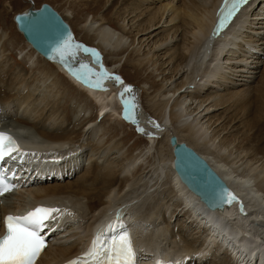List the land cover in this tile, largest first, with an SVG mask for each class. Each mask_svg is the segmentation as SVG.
<instances>
[{
    "label": "bare ground",
    "instance_id": "1",
    "mask_svg": "<svg viewBox=\"0 0 264 264\" xmlns=\"http://www.w3.org/2000/svg\"><path fill=\"white\" fill-rule=\"evenodd\" d=\"M46 1L55 7L71 25V14L74 13L71 5L63 13L51 0ZM68 1L80 6V8L84 7L87 12L90 11V14L93 13L91 20L88 19L90 14H86V20L82 22L83 24L81 23L83 26L78 28L84 32V37L92 43L88 45L78 40L75 35L76 29L71 25L74 31L71 37L75 43L82 47L73 49L74 55L69 54L65 60H61L55 55L51 60L46 59L34 46L27 42L18 28L22 34L21 37L18 36V39L22 38L21 40L26 42V47L20 48V52L24 53L22 59L28 61L32 74L27 72L25 74L21 69L12 77L11 69L6 68V63H4L6 59L9 60V52L4 45L6 39L3 40L8 35L6 32H0V131L9 133L18 142L20 141L23 147L30 148L32 150L30 153L41 155L44 158L64 160L68 170L76 164L79 167L83 166V162L77 159L78 155H81L79 146L81 148L90 146L92 155L93 153L99 155L91 158V162L86 167L76 171L75 179L72 181L54 180L39 183L32 182V180L35 181L34 171L31 172L29 168L33 165L31 170H35L37 164L43 161L37 158H30V160L27 157L23 158L27 162L22 166L16 165L15 167L18 169V173L20 171L23 173L22 178L18 179V181L21 180L18 190L0 197V232L4 231L2 218L7 213L17 212V210L27 207L31 208L37 202L58 205L62 209L67 208L73 211L75 216H81L86 220L85 225L82 224L83 226L80 227L76 222L75 233L72 235L69 233L67 238L72 242H65V240L51 243L36 263L58 264L70 257L75 259L81 257L83 252L80 249L94 240V233L101 232L113 219L123 217L130 224L134 243L139 250L138 253L147 257L144 261L145 264H150L157 251L171 253V249H175L179 245V240L176 238L179 233H173L170 219L180 222V216L183 217V221L180 222L181 227H192V232H201L200 235L203 236L201 244L189 235L179 237L184 245L182 244L181 247L182 252L176 249L175 252L182 255L183 261L187 260L188 264L193 261L196 264H205V260L210 259L209 257L212 255L216 259L219 252L217 253L215 249L221 248L222 245L231 246L233 250H237L234 256L230 253L231 264H252L254 261L257 264L259 256L263 260L261 264H264V248L255 243L257 237L264 239V161L257 158V161L252 162L251 159L245 157L246 155H242L243 151L239 150L241 147H237L236 150L229 149L230 144L221 147L216 152L214 148L219 139L220 131L215 130L213 134L209 133L218 119L212 122L213 117H210L207 121L211 120L212 123L209 124V121L205 125L204 117L198 118L199 116L190 115L183 119L182 122H185L181 129L177 126H170L171 114L169 115L170 120L167 117L169 104L172 101L175 104L182 97V88L190 84L186 87V97H201L203 92L207 90L209 95L203 99L205 102L215 92L216 101L214 105H223L230 101L229 109H232L238 118L239 115L243 117L240 124L248 129L264 127V68L260 81L253 87L254 92L248 88L247 90L243 88L241 92L232 90L237 86L232 77L237 76V73L240 77L243 75H241L242 71H246L242 62L245 64L250 62L247 57L252 56L253 44L261 41L264 43V35H261L262 31H260L264 24V0H252L245 7L238 23L233 27L235 29L227 31L224 36L219 38H212L211 32L216 23V11L221 0H122L120 9H117L118 15L123 18L122 23L114 21L115 16L106 17L105 14H98L101 9L109 10L114 7L118 0ZM259 1L260 4L258 5ZM29 4L26 10L36 7L33 1ZM70 10L71 14L69 13ZM76 15L79 16V10ZM127 17L128 20H126ZM172 22L174 24L171 28H164L168 32H166L163 40L165 41L170 37L171 30L173 31L172 38L175 35L181 36V44L177 45L178 48L169 57L176 61L173 72L176 71V75L180 73V77H185L183 83L175 89H167L163 85L160 86L161 83L152 80L153 83L150 88L154 87V89L151 92L148 89L138 87L140 88L138 90L137 87H132L135 96L138 93H141L142 96H148L155 92L152 97L154 103L150 104L154 111L152 115L154 119L150 114L145 115L138 108L135 110L134 118L139 119V123L132 122L136 128H143L145 133L162 136L164 145L168 147L170 160L168 163L162 162L155 156L154 152L153 154H146L142 150L124 157L126 158L125 163L117 168V164L113 163L116 159L113 157L109 160V156L112 157L111 154H114L112 153L113 148L115 150V146L107 145L112 139L108 138L105 141L103 138L105 135L101 136L98 124L91 118L96 110L94 109L93 114L89 117L85 116L84 112L85 109L89 108V105L82 106L81 102H78V106L69 108V103H63L61 98L65 97L67 92L62 90L60 79L68 83L69 87H79L81 94L89 97L92 104L100 106L98 116L101 115L104 109L107 110L110 104L112 105L109 100L112 92L106 95L100 92L107 88L112 79L103 80V87L97 88L91 93L88 89L90 84L85 82L83 78L84 75H91L88 69L97 72L107 69L106 71L110 74L117 73L118 68L114 69L111 64L105 63L101 55L103 53L107 56L123 55L128 51L129 54L125 59L124 66L129 64L136 73H142L143 70H147L152 58H148V54L141 57L142 48L137 49L135 45L137 43L141 46L150 45V50H152V45L155 44L151 45L149 42L157 36L153 35L152 32L160 26L154 27L161 23L169 24ZM129 23H131V27L136 26L135 31L128 30ZM256 28L260 30H256ZM128 34L132 36L130 40H128ZM138 35L140 36L138 37ZM146 35L147 38H145ZM158 41L155 40L154 42L153 40L154 43ZM175 43L177 42L175 41ZM241 44L245 45L247 50L242 47L241 51H238L241 54L234 57L233 53L237 52V47ZM163 46L165 45L163 44ZM167 47L169 51L172 48L169 45ZM85 48L93 49L95 52L85 51ZM258 49L260 50V48ZM101 61L105 63L106 68ZM82 65H86L88 68L82 67ZM234 68L238 72L231 74ZM78 72L81 75H77ZM52 75L54 77L51 79ZM119 75L123 80V84L119 85L120 91H122L123 87L129 85L131 81L124 78L121 73ZM151 75L152 73L148 77H153ZM226 79L224 88L229 91L221 95L214 88L217 86L216 83H221ZM133 84L137 86L135 83ZM211 87H213V93L209 91ZM117 92L118 90L115 92V96H119ZM178 92L180 94L176 96ZM119 98L121 99V97ZM91 103L90 105H92ZM185 105V98L175 104L172 115L177 121L184 116L181 108H184ZM61 108L63 109L61 110ZM75 109L77 112L73 114ZM254 109H256L257 115H253ZM109 111L103 114L102 118L112 119L110 116H113L114 113L111 109ZM116 116L114 115V119L119 118ZM157 119L161 120L160 129L163 126L166 127L164 129H167L162 130L163 133L157 128L155 129ZM119 122L125 126L124 122ZM119 122L111 124L112 128L108 131L111 136L121 129V126L117 124ZM91 131L93 134L89 138ZM86 133H88L87 138L89 139L84 142L85 139L82 141L80 138ZM172 135H176L179 142H184L193 147L208 160L215 171L227 182L229 190L235 194L237 199L231 204H227L225 210H207L200 197L182 182L174 168L175 157L170 142ZM119 144L121 143L119 142ZM116 147L121 151L122 146L116 145ZM153 157L156 159L155 161H153ZM20 159L21 157L17 156L15 160L20 161ZM73 159L75 162L71 164ZM52 162L50 160L49 164H53ZM169 182V191H163L161 186ZM153 195H160L155 205L151 209L149 207L143 210L144 205H146L145 202L150 200ZM167 215L170 217L167 218ZM225 217L228 218L227 221L224 219ZM62 219L63 217L59 218L60 226H64L60 222ZM198 227H202V229ZM73 228L71 227L69 230L65 228L64 231L59 230L60 236L67 237L65 233ZM209 236H211L210 240H208ZM171 243L173 246H170ZM211 243L215 245L211 247ZM246 245L247 249H244ZM224 252L229 253L228 250ZM240 256L244 259L242 263L237 261ZM216 263L218 264V262Z\"/></svg>",
    "mask_w": 264,
    "mask_h": 264
},
{
    "label": "rangeland",
    "instance_id": "2",
    "mask_svg": "<svg viewBox=\"0 0 264 264\" xmlns=\"http://www.w3.org/2000/svg\"><path fill=\"white\" fill-rule=\"evenodd\" d=\"M32 1L36 5V7H39L42 3H47L46 0H0V32H6L8 35V36L3 38V40L6 39V41L4 42V45L8 49L7 52H9V54H8L9 60L7 61V59H6V62H4V63H6L5 64L6 68L8 67L11 69V72H12L11 76L12 77H13V74H16L17 71H19L21 69H23V72L25 74H26V72L28 74H32L31 73L32 70L29 69L28 61L22 59L24 53L22 54L20 52V48H22L24 46L26 47V42H23V40H21L22 38L18 39V36L21 37L22 34L18 30V27L15 26V21H14L15 14L18 12L26 10L27 7H29V5H30L29 3L30 2L32 3ZM51 1L63 13L66 12V10L69 9V6L71 5L70 7L73 9V12H74L73 14H71L72 13L71 10L69 11V13L72 15L71 25H73L74 28L76 29L75 35H76L77 39L84 42L85 44H88V45H89V43H92L91 41H88L84 37V32L80 31L78 29V28H81V26H83V25H81V23L84 20H86L88 13L90 14V11L87 12L84 9V7L80 8V6L74 5L71 2H69L68 0H51ZM121 2H122V0H118V2H116L114 7H112L109 10L108 9L107 10L101 9V10H99L98 14H103V15L105 14L106 17L107 16L108 17H110V16L114 17L115 16L114 21H119L120 23H122L123 18H121V16H119L117 13V11L120 9ZM78 10H79V16L76 15ZM82 13H83V15H81ZM92 15H93V13L89 15V17H88L89 20H91ZM126 20H128V17L126 18ZM126 22H125V24H126ZM173 24H174L173 22L169 23V24L168 23H165V24L161 23L160 25L154 27V28H157L160 26L159 28H157L156 30H154L152 32V33H154L153 35H157L156 37H154L149 42L151 45L155 44V45H152V50H150V45L141 46V44H138V43L135 45L137 49L142 48L141 52H140L141 57L146 56V54H148L150 56L147 55V57L152 58V61H150V64H149V67L147 68V70H143L142 73H140V74L136 73L135 69L131 65L128 64V66H124L125 59L127 58L128 54H129L128 51L123 55L113 54V55L107 56L104 53L103 54L101 53L102 54L101 58H103L104 62L107 63L108 65L111 64L114 67V69L118 68L117 73L115 72L113 74L115 76L120 77L119 73H121L124 76V78L131 81V82H129V85L133 88L137 87L138 90L140 88L145 89V90L148 89V91L151 92V91H153L154 87L150 88V86H152V83H153L152 80H155V81L161 83L160 86L163 85L164 88H167V89L174 88L175 89V88H177V86L179 84L181 85L183 83V80H184L183 78H185V77L184 76L180 77V75H181L180 73L176 75V73H175L176 71L173 72V70L175 68V62L176 61L173 59H170L169 55L171 53H173L176 50V48H178L179 44H181V42H180L181 36L175 35V37L172 38L173 31L171 30V34L169 35L170 37H168L167 40H165V41L163 40L165 38L166 32H168L167 30L165 31V29L171 28L173 26ZM130 27H131V23H129V25H128V30L129 31H135L134 29L136 28V26H133L131 28ZM260 29L256 28V30L262 31L261 35H264V24L262 25V28H260ZM140 35H141V33H140ZM140 35H138V37ZM128 36H129V34H128ZM131 37L132 36L130 34L128 40H130ZM138 37H137V39H138ZM147 37L148 36L146 35L145 38H147ZM245 39H248V38H245ZM153 40H154V42H155V40H157V41L159 40V41L157 43H154ZM160 41H162V42H160ZM175 41L177 43H175ZM159 42H160V44H159ZM162 43L165 46H163ZM167 45L172 47L170 49V51H169V49L167 50V48H168ZM259 45H260V47H257ZM242 47L245 49V45L243 46V44H241V46L237 47V52L233 53L234 57L241 54L238 51H241ZM253 47L254 48L252 49V56H248V57L246 56L248 61L250 60V62L248 64L247 63L245 64L242 62V66L244 68H246V71H242L241 75L242 74L243 75L240 77L238 76L239 73L236 74L237 76L232 77V79L234 80V82H236V85H237L235 88L232 89L234 91L237 90V91L241 92L243 90V88L246 90L248 88V89H251L250 90L251 92H254L253 87L256 86L261 79L260 76H261V73H262L263 68H264V43H262V41L257 42L255 44H253ZM132 48H130V50H132ZM258 48H260V50ZM245 50H247V49H245ZM261 50H262V52H261ZM260 52H261V54H260ZM158 55H159V57L157 58ZM115 60H117V61L114 62ZM105 63H103L104 67H105ZM40 64H42V63L40 62ZM121 69H122V72H120ZM236 70L237 69L234 68L233 71H231V74L238 72ZM64 72L66 73V71H64ZM149 72L152 73L151 76H153V77H151V76H150L151 78L148 77V75L150 74ZM35 74H39V73H35ZM4 77L6 78V76H4ZM53 77H54V75H52L51 79ZM197 79H198V77H197ZM60 80H61L62 87H63L62 90L63 91L66 90V92H67V95L65 97L61 98V101H63V103H69L68 104L69 108H71L72 106H75V107L78 106L79 105L78 102H81L80 104L82 106L83 105L84 106L89 105V108H88L89 110L88 109L86 110L84 107L85 116H89V117L91 116V114H93L92 111L94 109L96 110L94 112V115H92L91 118H93V121L96 122V124H98L100 134H102L101 136L105 135V137L103 136V138H105V141H107L108 138L112 139L107 145L110 147L115 146V150L113 148L112 153H114V154H111L112 157L109 156V160H110V158L114 157V159H116V160L113 159L114 161L113 160L112 161H113V163L115 162L117 164V166H116L117 168L121 167V165L123 163H125L124 161L126 158H124V157L129 156L132 153H138L142 150H144V153H146V154H149V153L153 154V152H154L155 156L158 159H160L162 162L168 163V161L170 160V157H168L169 150H168V147L164 145L162 136H159V135L154 136V135L148 134V132L145 133V132L138 131L137 128L135 127V124L132 122V120H130V119H128L129 121L126 120L125 114H124V109H123L124 104H123L122 100L119 98L120 92H121L120 91L121 88L119 86L120 84H118L114 79H112V81L110 80L109 81L110 83L108 84L109 86L107 85V88L103 89L102 92H100L102 94L104 93L105 95L112 92V94L109 96V100L112 102V105L110 104L109 109H111V111L114 114H113V116L112 115L110 116L112 118L110 120L102 118V117H100V115L98 116V111L100 109V106L92 104L89 97H87L84 94H81L80 89H78L79 87H77V88L69 87L68 83H66L65 81H62V79H60ZM132 82L135 83L137 86H134V84ZM196 82H199V81H196ZM226 82H227V79L222 81L221 83L220 82L216 83L217 86H215L214 89H217V93L224 95L225 93H227V91H229V90H227V88H224ZM189 85L190 84H187V85H185L184 88H182V91H183V92H181L182 97H180L178 100V101H182V99H184V98L186 99V105L184 106V108H181V111L183 112V115H184L182 117V119L177 121V119L176 118L174 119V117L172 115L174 112V106L178 102L177 100H175V101H177L175 104L172 101L167 108V117L169 119V115L171 114L170 119H172V120L169 119L170 120L169 122L171 123L170 126H172V127L177 126L178 128L182 129L184 127L183 124L185 122V121L182 122L183 119L188 118L190 115H192L193 117L199 116L198 118L204 117L205 119L203 118V121L205 122V125H207L209 121H210L209 124H211L213 121L218 119V122L213 124V126L210 130V133H209V134H213L215 132V130L220 131L219 132V139L217 140V143L215 144V148H214V149H216L215 150L216 152L221 147H223L225 145L228 146L230 144L229 149L233 148V150H236L237 147H241L239 150L243 151L242 155H244V156L246 155L245 157L247 159H251L252 162L257 161V158L262 159L264 161V127L263 128L260 127L259 129H257V128L248 129L246 126H243V124H240L241 121L243 120V117L239 115V118H238L236 116L235 112L232 111V109H229L230 101L224 103L223 105H217V106L214 105V103L216 101L215 100L216 99L215 92L214 93L212 92L214 86L209 89V91L212 92L213 94L205 102H203V99H205L209 95V92H207V90H205V92H203L204 97L203 96L197 97V98L191 97V96H190L191 98L186 97V94H187L186 87ZM88 86H90V88L88 87V89H90L89 92H91V93L93 91L97 90V87L95 89L94 86H91V85H88ZM138 87H140V88H138ZM189 88L193 89L194 87L193 88L189 87ZM116 89L118 90L117 93H119V94H117V95H119V96L114 95L115 92L117 91ZM179 94H180L179 92L176 93V96ZM197 94H198V92H197ZM153 95H155V92H153L152 95H148V96H145V95L142 96L141 93H138V95H136L138 108L141 109L145 115L150 114L152 118H153L152 115L154 114V111H153V109H151L150 104L154 103V101L152 100ZM213 95H215V96H213ZM114 96H115L116 100H115ZM96 100H97V98H96ZM97 101H99V100H97ZM90 103L92 105H90ZM44 104H45V102H44ZM96 106H97V108H96ZM171 106H172V110H171ZM62 109L63 108H61V110ZM255 110L256 109L253 110V115L254 114L257 115ZM76 112L77 111L75 109L73 114ZM73 114H72V116H73ZM114 115H117L119 118L116 116L118 119H114ZM210 117H213V119H211L212 122H211V120L207 121V119ZM119 121L124 122L125 126H123V124L120 123ZM160 121H161L160 119L159 120L157 119L156 125H159ZM113 122H119L117 124L119 126H121V129H120L121 131L119 130L116 134H113V136H111L108 131L112 128L111 124ZM153 124L155 125V123H153ZM92 125H94V124H92ZM164 127L165 126L161 127V129H160V126H159V128L156 126L155 129L157 128V130H159L163 133L165 130H167V129H164ZM162 130H164V131H162ZM92 134L93 133L91 131V133H89V138L91 137ZM87 136H88V133H86V135H83L80 138V140L83 141L85 139L84 142H86V140L89 139V138H87ZM233 139L235 140L234 142H233ZM96 140H97V137H96ZM96 140H95V142H96ZM99 141L101 142V140H99ZM160 141H161V144H160ZM119 142L121 144H119ZM116 145H119V147L122 146L121 151L118 150ZM91 149L92 148H90V146H88L87 148H83V147L81 148L79 146V152L81 153V155L79 154L78 155L79 158L77 157V159H80L83 162V168L86 167V165H88L89 162H91V158H95L99 155V154H94V153L92 155ZM149 151H152V152H149ZM77 154H78V152H77ZM103 158H105V157H103ZM165 158H166V160H165ZM155 160L156 159L153 157V161H155ZM72 162H74V159L71 161V164H73ZM107 162H108V160H107ZM81 166H82V164H81ZM74 177H73V179H75ZM73 179H66V180L72 181ZM66 180H64V181H66ZM168 184H164L161 186V187H163V191H166V190L169 191L170 182ZM19 194H20V192H19ZM159 196L160 195L151 196L150 200L145 202L146 205H144L143 210L148 209L149 207H150L149 209H151L155 205L156 200H158ZM153 197H155V198H153ZM169 215H167V218L170 217ZM75 217L76 218H75L74 225H69L66 228V230H69V228H71V227H74L75 229L73 228V229H71V231H69V232L67 231V233H65L67 237H64L63 241L67 240V238L69 237L68 236L69 233H70V235L75 233V231L77 229L75 227L76 222H78L77 224H79L80 227L82 224L85 225L86 220L83 219V217H81V216H79V217L75 216ZM170 221H172L170 226H171V229H173V233H175V232L179 233V235L176 236V238L179 240V242H178L179 245L177 246V248L174 247L176 250L181 251L183 241H181L179 239V237H185L186 235H189V237L195 239L200 244L202 243L203 236L200 235L201 232H199V233H197L198 231L192 232L193 231L192 227H189V228L181 227L180 222L183 221V217L181 218L179 216L180 222H177L175 219H173V220L170 219ZM189 226H190V224H189ZM198 228L202 229V227H198ZM83 233H85V232H83ZM65 242H67V241H65ZM68 242H72V240H68ZM170 246H173V244L171 243ZM175 249H172V250L175 251ZM215 250L217 251V253L219 252L217 254L216 259H214L213 255H212V257H209L210 259L205 260V264H217L216 262H218V264H227V263L231 264V257L229 254L227 255V252H224L225 254H222V252L220 250L219 251H218V249H215Z\"/></svg>",
    "mask_w": 264,
    "mask_h": 264
},
{
    "label": "snow or ice",
    "instance_id": "3",
    "mask_svg": "<svg viewBox=\"0 0 264 264\" xmlns=\"http://www.w3.org/2000/svg\"><path fill=\"white\" fill-rule=\"evenodd\" d=\"M246 0H225L221 9V27L238 10L240 4ZM230 5V6H229ZM82 46L75 43L69 34L53 50L56 57L65 60L69 54L74 55L73 49ZM85 51L95 52L93 49L85 48ZM82 67H87L82 65ZM91 75H84L85 82L100 88L103 87V80L114 79L118 84H123L122 78L108 73L106 70L95 71L88 69ZM77 75H81L79 72ZM121 100L124 104V114L126 119H134L135 110L138 109L136 96L132 87L125 85L120 92ZM136 123H139L136 120ZM159 127V125H156ZM138 131L144 132L143 128ZM17 154L23 157L26 153L20 147L17 140L7 132L0 131V161L6 157L16 159ZM14 175V174H13ZM16 185L10 183L4 172L0 171V196L6 192L14 190ZM237 197L227 188L222 190L220 202L231 204ZM70 214L67 208L38 206L24 215L8 214L2 218V226L6 228L3 235H0V264H35L42 250L45 248V240L41 235L49 221L58 220ZM107 231L112 232L111 236L98 234L87 252L68 264H137V252L135 250L131 232L122 221L110 224ZM163 264V262H158Z\"/></svg>",
    "mask_w": 264,
    "mask_h": 264
},
{
    "label": "water",
    "instance_id": "4",
    "mask_svg": "<svg viewBox=\"0 0 264 264\" xmlns=\"http://www.w3.org/2000/svg\"><path fill=\"white\" fill-rule=\"evenodd\" d=\"M16 26L27 42L46 59L54 57V49L74 31L60 12L51 4L42 3L39 7L18 12L14 16ZM135 118L132 120L136 123ZM175 157L174 168L182 182L196 195L207 208L214 211L225 210L226 203L220 202L222 190L227 188L224 181L211 164L190 145L179 142L176 135L170 137Z\"/></svg>",
    "mask_w": 264,
    "mask_h": 264
}]
</instances>
